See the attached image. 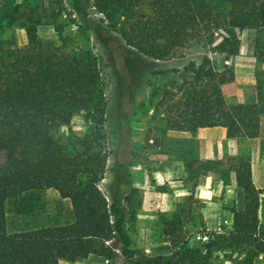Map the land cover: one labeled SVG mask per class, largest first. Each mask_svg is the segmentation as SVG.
Masks as SVG:
<instances>
[{"label":"trees","instance_id":"obj_1","mask_svg":"<svg viewBox=\"0 0 264 264\" xmlns=\"http://www.w3.org/2000/svg\"><path fill=\"white\" fill-rule=\"evenodd\" d=\"M4 1L0 0V6ZM229 1L228 28L264 33V0ZM73 2L77 13L86 16L82 0ZM94 6L108 27L120 30L127 47L154 60L167 56L161 41L179 46L193 32L211 30L215 21L208 0H94ZM2 22L0 17V32ZM40 25V20L29 18L26 56L20 57L23 51H19L17 61L0 66V153L5 155L0 163V264L75 263L91 256L114 264L122 260L127 264H209L214 250L225 249L246 251L245 260L252 264L264 255L260 195L253 182L248 151L239 156L240 171L235 173L236 184L243 190L244 207L233 210L231 239L215 234L206 246L193 248L186 239L179 241L183 238L182 218L176 214L165 228L173 248L170 257L151 258L133 248L127 224L130 206L141 191L134 186L131 173L129 143L133 137L129 120L124 117L117 177L107 195L101 184L109 159L105 132L108 103L101 90L97 61L89 53L72 58L51 44L44 46L38 33ZM55 29L59 35L60 27ZM95 32L109 47L114 44L117 51L122 49L112 36L103 35L104 28L99 26ZM207 42L213 48L211 53L227 58L231 54L229 39L215 45L210 37ZM262 50L257 47L255 57L264 62V47ZM184 72L191 76L193 90L187 107L192 110L189 131L224 127L232 139L239 141L259 135L264 79L258 83V105L229 107L221 91L229 78L219 79L212 59L190 63ZM214 83L211 92L207 91ZM137 84H141L140 78L134 80L133 85ZM121 94L127 97L124 91ZM74 118L83 122L82 130L70 125ZM220 164L201 162L196 172L224 174ZM193 167L188 163L187 172L195 171ZM228 178L229 174L223 179L225 185ZM48 190L69 201L68 219L42 228L10 231L8 203Z\"/></svg>","mask_w":264,"mask_h":264},{"label":"rangeland","instance_id":"obj_2","mask_svg":"<svg viewBox=\"0 0 264 264\" xmlns=\"http://www.w3.org/2000/svg\"><path fill=\"white\" fill-rule=\"evenodd\" d=\"M208 3L215 20L211 30L193 32L192 36L179 46H169L168 42L161 41V45L168 52L161 60L151 59L127 47L119 33L120 30L108 27L105 18L96 12L94 0H82L81 7L86 16L77 13L73 0H5L0 6V17L3 18L0 32V66L13 64L19 51H23L20 57L26 56L29 45L25 27L31 17L41 22L38 33L44 46L51 44L71 54L72 58L76 57V54L89 53L96 59L102 78L101 90L108 103L105 132L109 159L106 178L101 184L107 195L111 193L117 177L116 167L124 117L129 120L133 137L129 143L132 174L138 167H145L149 171L159 170L161 173L167 171L161 162L164 152L168 154L167 160L172 162L171 168L176 180L163 184H158L152 177L149 180L150 189L161 193L163 197L161 206L153 210L149 218H143L146 190L140 189L139 196L134 199L129 210L127 230L132 233L134 246L151 258H168L172 255L173 248L172 253L168 250L157 252L155 248L170 244L165 235L166 222L176 214L182 218L183 238L179 241L186 239L191 247L202 248L215 234L232 238V212L239 209L236 204H225L223 196H216L213 199L216 206L213 208L224 216L212 221L206 220L211 208L199 197L198 191L199 182L205 178L196 172L201 162L195 159L193 140L187 136L191 132L187 128V122L192 111L187 107L191 101L189 93L193 90L191 76H186L184 69L190 63L200 64L205 57H209L219 74V79L229 78V69L220 72L218 54L211 53L213 48L207 39L213 37L215 45L221 43L223 38L229 39L230 55L239 53L241 44L238 34L232 35L227 27L226 19L232 3L229 0H208ZM144 12L147 13L148 9L144 8ZM99 26L105 30L103 35L112 36L121 46L120 51H117L114 44L110 45L112 48L109 47L96 34L95 29ZM56 27H60L59 35ZM118 28L121 29V25ZM257 34L252 36L255 42L258 40ZM136 78L141 79V84L134 86ZM214 86L216 83L206 90L211 92ZM123 91L127 97L121 94ZM124 98H127V102ZM70 125L76 131L84 127L79 118L72 119ZM245 151L241 150L240 153ZM237 154L227 155L225 160L220 161L224 174L215 173L217 182L223 183V179L229 174L225 186L231 187L235 184V173L240 169ZM4 161L5 155L0 153V163ZM188 163L194 164L195 171H186V176H180L183 167L181 164L187 170ZM7 209L10 231L30 230L65 222L68 219L70 203L61 200L56 191L48 190L26 195L19 201H11ZM262 227L264 232V226ZM245 259L246 251L214 250L209 264H249ZM83 261L68 264H83ZM119 264L127 262L122 260ZM252 264H264V255L257 257Z\"/></svg>","mask_w":264,"mask_h":264},{"label":"crops","instance_id":"obj_3","mask_svg":"<svg viewBox=\"0 0 264 264\" xmlns=\"http://www.w3.org/2000/svg\"><path fill=\"white\" fill-rule=\"evenodd\" d=\"M230 31L232 35L238 34L241 44L239 53L236 55H230L228 58L225 55H217L220 72H224L227 69L230 70L229 81L221 86L223 97L229 107L258 105V83L259 80H262L264 77V62L255 57V50L257 47L259 51L263 49L264 33L257 34L256 38H258V40L255 42L252 36L256 32H240L231 28ZM187 136L193 140V155L199 162L222 161L227 158V155H232V153H238L237 156L239 157L241 155V150L249 152L253 182L260 195L259 220L261 225L264 226V114L260 118L259 135L254 139L243 141L232 139L229 136L227 128L224 127L202 128L198 129L196 132H190ZM163 155L164 159L161 165L165 166L167 171L161 173L159 170L153 169L149 171L145 167H138L132 174L134 186L146 190L144 192L143 218H149L153 210L161 206V200L163 198L161 197V193H157L150 189L149 180L151 177L154 178V181L158 184H163L165 182L171 183L176 180L171 168L172 162L167 160L169 157L168 154L164 152ZM181 165L183 167L181 166L182 170L180 176L184 177L187 174V170H185L183 164ZM238 171H240V169H238ZM202 177L205 179H201L199 182L198 191L199 197L211 208L206 218L207 221L220 219L224 216L223 213H219L213 208V206H216L213 202L216 196H223L225 204H236L239 206V209L244 207L243 190L237 186L236 181H233L235 184L230 187L225 186L222 182H217L216 175L213 172H208L205 176L202 175ZM234 194H237V196L235 197ZM150 234L151 231L149 230V235ZM130 235L133 239V248L136 249L131 232ZM155 250H157V252L168 250L169 253H172V246L168 243L162 248L157 246ZM68 263L69 262L61 261L59 264ZM83 264L112 263L103 258L91 256L84 260Z\"/></svg>","mask_w":264,"mask_h":264}]
</instances>
